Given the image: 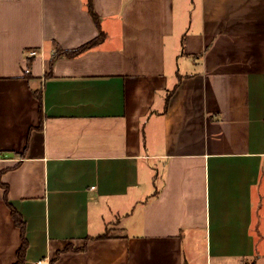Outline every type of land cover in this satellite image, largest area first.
Masks as SVG:
<instances>
[{"label":"crops","instance_id":"0c3cea01","mask_svg":"<svg viewBox=\"0 0 264 264\" xmlns=\"http://www.w3.org/2000/svg\"><path fill=\"white\" fill-rule=\"evenodd\" d=\"M87 6L0 0V264H264V0Z\"/></svg>","mask_w":264,"mask_h":264},{"label":"trees","instance_id":"16d2710c","mask_svg":"<svg viewBox=\"0 0 264 264\" xmlns=\"http://www.w3.org/2000/svg\"><path fill=\"white\" fill-rule=\"evenodd\" d=\"M87 7H88V12H89L90 16L92 17V19L94 20L96 25L99 26L98 17L96 16V14L93 11L92 0H88V6ZM103 39H104V35H103L102 32H100V35H99V37L96 40L88 43L87 45H85V46H83V47H81V48H79L77 50L60 51L59 49H57L56 53L52 57L51 61L53 63L54 60H56L58 58H61V57H75V56L79 55L80 53L84 52L85 50H87L88 48H91L94 45L98 44ZM29 65L30 64H28V67H29ZM171 93L172 92H170L167 95L166 106L169 104V99H170ZM36 97L38 98V100L40 102V105H41V101H42L41 93L40 92L36 93ZM4 195H5V200H7V188L6 187H5ZM11 210H12V216L14 218V221H15L16 225L18 227H20L21 232H22V236H23L22 245L20 246V248L17 251V261H16L15 264H24L25 254H26V250H27V247H28V243H27L26 239L24 238V229H25L24 221L22 220L21 216L16 212V210H14L13 208H11ZM108 236H109V233L105 232L104 234L98 236V238H106Z\"/></svg>","mask_w":264,"mask_h":264},{"label":"built area","instance_id":"2783aa9c","mask_svg":"<svg viewBox=\"0 0 264 264\" xmlns=\"http://www.w3.org/2000/svg\"><path fill=\"white\" fill-rule=\"evenodd\" d=\"M36 54H37V52L34 51V50L28 52V56H30V57H33V56H35ZM35 264H39V262H37V263H35Z\"/></svg>","mask_w":264,"mask_h":264},{"label":"rangeland","instance_id":"374dc122","mask_svg":"<svg viewBox=\"0 0 264 264\" xmlns=\"http://www.w3.org/2000/svg\"><path fill=\"white\" fill-rule=\"evenodd\" d=\"M111 231H112V229H111V228H109V229H108V233H111Z\"/></svg>","mask_w":264,"mask_h":264}]
</instances>
